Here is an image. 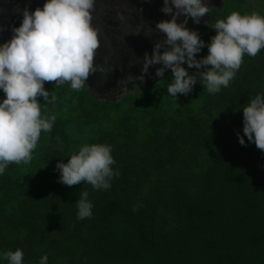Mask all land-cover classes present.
<instances>
[{
  "label": "trees",
  "instance_id": "1",
  "mask_svg": "<svg viewBox=\"0 0 264 264\" xmlns=\"http://www.w3.org/2000/svg\"><path fill=\"white\" fill-rule=\"evenodd\" d=\"M233 11L264 16L245 0H225L200 36L198 60L208 55L216 22ZM172 79L117 102L44 86L56 97L47 105L38 97L42 114L56 116L52 130L41 133L30 163L0 174V264L17 249L23 264L45 255L47 264H264V152L243 133V107L264 96V49L245 55L215 94L197 77L175 98ZM86 144L111 146L119 176L108 190L60 182L57 164ZM82 190L93 208L78 219Z\"/></svg>",
  "mask_w": 264,
  "mask_h": 264
},
{
  "label": "clouds",
  "instance_id": "2",
  "mask_svg": "<svg viewBox=\"0 0 264 264\" xmlns=\"http://www.w3.org/2000/svg\"><path fill=\"white\" fill-rule=\"evenodd\" d=\"M94 3L47 0L42 9H25L20 27L14 28L12 38L0 45V89L6 96L0 102V174L11 163H30L41 133L52 130L56 116H44L43 105L38 102V97H43L46 105L56 99L45 90V82H55L56 86L70 82L73 90H80L97 71L99 39L92 26ZM163 3L161 11L172 19L157 23L156 29L166 39L155 44L151 56L145 53L142 72L147 74L149 66L160 64L163 67L157 69L156 76L162 77L165 69H171L173 79L167 91L175 98L178 93H190L197 77L209 93H218L234 79L245 55L255 57L264 49V16L233 11L216 22L217 34L207 45L208 55L198 60L204 42L196 31L186 27L187 20L177 23V19L184 15L199 23L209 7L203 0ZM183 64L197 69V73L189 75ZM202 68L206 70L199 71ZM243 125L244 136L264 152V96L257 95L243 107ZM239 143L246 146L244 137H239ZM111 152L106 144L82 146L66 164H57L60 182L69 187L88 183L94 189L108 190L112 177L119 176L118 170H112L115 160ZM76 206L78 219L91 217L93 205L86 190L80 192ZM23 256L20 249L4 254L8 264H23ZM47 259L43 256L40 264H47Z\"/></svg>",
  "mask_w": 264,
  "mask_h": 264
},
{
  "label": "flooded vegetation",
  "instance_id": "3",
  "mask_svg": "<svg viewBox=\"0 0 264 264\" xmlns=\"http://www.w3.org/2000/svg\"><path fill=\"white\" fill-rule=\"evenodd\" d=\"M46 2L0 0V45L12 38L14 28L20 27L25 9L34 12L38 7L42 9ZM203 3L210 9V19L201 30L199 25L205 15L199 23L184 15L177 19V23L187 20L186 27L199 36L211 23L214 13L224 9L225 0H203ZM163 7V0H95L92 26L98 31L99 39L95 54L97 71L82 89L97 100L117 102L129 93L150 89L173 75L156 76L157 69L163 67L160 64L149 66L147 74L142 72L145 53L151 56L155 44L166 39L165 34L156 29L157 23L172 19L171 15L161 11ZM135 84H139V89L130 88ZM62 85L71 86L70 82ZM44 86L56 85L55 82H45Z\"/></svg>",
  "mask_w": 264,
  "mask_h": 264
},
{
  "label": "rangeland",
  "instance_id": "4",
  "mask_svg": "<svg viewBox=\"0 0 264 264\" xmlns=\"http://www.w3.org/2000/svg\"><path fill=\"white\" fill-rule=\"evenodd\" d=\"M246 3L256 9L258 12L264 14V0H245ZM132 89H139V84H135ZM116 99H119L118 97Z\"/></svg>",
  "mask_w": 264,
  "mask_h": 264
},
{
  "label": "water",
  "instance_id": "5",
  "mask_svg": "<svg viewBox=\"0 0 264 264\" xmlns=\"http://www.w3.org/2000/svg\"><path fill=\"white\" fill-rule=\"evenodd\" d=\"M209 19H210V15H209V12H208V13L205 14L202 23L199 25V30H201L204 27L205 23L207 21H209ZM171 73H172L171 69H167L166 72L164 73V76H167V75H169Z\"/></svg>",
  "mask_w": 264,
  "mask_h": 264
}]
</instances>
